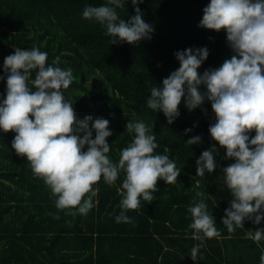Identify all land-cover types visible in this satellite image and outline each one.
Instances as JSON below:
<instances>
[{
    "label": "trees",
    "instance_id": "trees-1",
    "mask_svg": "<svg viewBox=\"0 0 264 264\" xmlns=\"http://www.w3.org/2000/svg\"><path fill=\"white\" fill-rule=\"evenodd\" d=\"M104 2L0 0V76L6 75L4 58L14 54L16 47H38L48 53L49 64L59 57L56 66L71 68L75 77L64 97L73 104L77 118L91 115L109 120L113 134L106 140L114 162L134 136L126 124L140 121L153 125L156 152L168 155L181 173L174 184L158 179L155 199L141 200L138 209L127 211L131 223L115 220L121 211L123 171L113 185L101 178L94 186L98 188L95 206L87 215H69L68 210L56 208V196L34 176L26 156L12 149L15 133L0 131V264H260L264 241L258 245L247 233L264 227V220L256 225L245 219L243 227L232 233L222 224L233 198L222 169L232 161L223 158L226 150L208 131L215 122L211 103L205 100L189 111L182 101L172 124L162 112L146 106L151 87L159 86L179 67L176 51L207 47L209 55L198 69L201 74L220 67L234 54L223 29L198 27L209 0H143L138 5L142 19L154 31L151 40L138 45L110 44L99 23L82 17L86 5ZM118 13L126 21L135 14L130 0ZM100 82L110 93L101 92ZM5 89L6 79L0 80V99ZM185 129L192 131L186 134ZM194 135L201 137V143L187 146L185 142ZM254 135V130L249 133L250 138ZM212 146L217 148V168L198 177L196 160ZM198 192L204 193L221 235L205 239L194 262L190 250L200 241L189 228L187 208L201 199ZM57 215L59 219L54 218ZM231 249L236 255L229 258Z\"/></svg>",
    "mask_w": 264,
    "mask_h": 264
},
{
    "label": "clouds",
    "instance_id": "clouds-1",
    "mask_svg": "<svg viewBox=\"0 0 264 264\" xmlns=\"http://www.w3.org/2000/svg\"><path fill=\"white\" fill-rule=\"evenodd\" d=\"M128 2L105 0L100 6L86 5L82 17L99 23L110 37V44L138 45L151 40L154 29L142 19L138 7L143 0H130L135 14L127 21L120 18L118 9ZM202 11L198 27L223 29L234 54L220 67L201 74L198 69L209 55L207 47L176 51L179 67L159 86L151 87L146 106L162 112L172 124L180 115L178 106L182 101L189 111L201 107L205 100L211 103L215 122L208 131L226 150L223 158L232 161L222 169L226 188L233 197L222 224L232 233L243 227L245 219L256 225L264 220V0H209ZM47 58L48 53L36 46L16 47L14 54L4 58L6 75L0 80L6 79V89L0 99V131L15 133L12 149L26 156L34 176L56 196V208L68 210L69 215H87L95 206L93 197L98 188L94 186L101 178L113 185L123 171L121 211L115 220L131 223L127 211L138 209L141 200L151 203L158 191V179L174 184L181 169L168 155L156 152L153 125L140 121L126 124V130L134 136L114 162L108 155L110 145L106 140L113 134L109 120L93 119L91 115L78 119L73 104L64 97V90L75 79L72 69L56 66L59 57L51 64ZM253 130L255 135L250 138ZM191 131L185 129L186 134ZM199 143L198 135L185 142L187 146ZM216 152L212 146L198 157V177L217 168ZM197 196L201 199L187 208L192 221L189 228L194 230L193 238L200 241L190 250L194 262L204 240L221 235L204 202V193L198 192ZM247 236L259 245L264 241V227L249 231ZM260 264H264V252Z\"/></svg>",
    "mask_w": 264,
    "mask_h": 264
},
{
    "label": "rangeland",
    "instance_id": "rangeland-1",
    "mask_svg": "<svg viewBox=\"0 0 264 264\" xmlns=\"http://www.w3.org/2000/svg\"><path fill=\"white\" fill-rule=\"evenodd\" d=\"M100 89H101V92L103 93H110V90L106 87L105 83L103 82H100V85H99Z\"/></svg>",
    "mask_w": 264,
    "mask_h": 264
},
{
    "label": "crops",
    "instance_id": "crops-1",
    "mask_svg": "<svg viewBox=\"0 0 264 264\" xmlns=\"http://www.w3.org/2000/svg\"><path fill=\"white\" fill-rule=\"evenodd\" d=\"M236 254H235V251L234 249H231L230 252H229V258L230 257H234Z\"/></svg>",
    "mask_w": 264,
    "mask_h": 264
}]
</instances>
